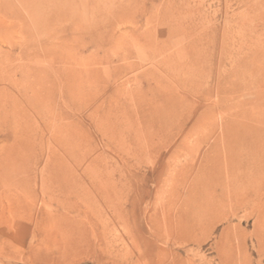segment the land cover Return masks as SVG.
Returning a JSON list of instances; mask_svg holds the SVG:
<instances>
[{"label": "rangeland", "instance_id": "obj_1", "mask_svg": "<svg viewBox=\"0 0 264 264\" xmlns=\"http://www.w3.org/2000/svg\"><path fill=\"white\" fill-rule=\"evenodd\" d=\"M0 264H264V0H0Z\"/></svg>", "mask_w": 264, "mask_h": 264}, {"label": "bare ground", "instance_id": "obj_2", "mask_svg": "<svg viewBox=\"0 0 264 264\" xmlns=\"http://www.w3.org/2000/svg\"><path fill=\"white\" fill-rule=\"evenodd\" d=\"M227 176V175H226ZM236 176V175H235ZM227 178V177H226ZM236 178V177H235ZM229 179L228 180V185H226L225 186V189H223L222 190V192L220 193V195H222L223 196V198L225 197L226 198V200L227 201H229L230 203H231V205H247V204H256V199H257V191H256V189H250V187H249V185H248V187L247 186H245V184L243 185H240L239 184V179ZM248 179V178H247ZM245 180V179H244ZM226 181V180H225ZM242 182V181H241ZM249 182V181H248ZM243 183H245V182H243ZM250 183H251V181H250ZM251 186V185H250ZM259 194V193H258ZM224 198V199H225ZM247 213V212H246ZM71 223V222H70ZM104 225V224H103ZM96 226V225H95ZM78 226L76 225V224H74V223H71V225H67L66 226V228L63 230V232H61V239H60V244H61V246H62V249L63 248H65V250L64 251H66V250H68V249H71V250H74V249H76V248H74L75 246L74 245H76V243H77V241H76V243H75V238H74V240L72 241V237H74L75 235H79V233H80V230L77 228ZM62 228H63V226H62ZM61 228V229H62ZM89 228V227H88ZM94 229V228H93ZM104 229V228H103ZM108 229V228H107ZM95 230V229H94ZM98 230V229H97ZM97 230H96V232H97ZM89 231V230H88ZM105 231V230H104ZM90 232H92V230L90 231ZM100 232H101V230H100ZM93 233V232H92ZM92 233H90V234H92ZM99 234V233H98ZM102 234V233H101ZM106 234V233H105ZM89 235V234H88ZM87 235V236H88ZM95 235V234H94ZM107 235V234H106ZM81 236H82V234H81ZM86 236V237H87ZM99 236V235H98ZM97 236V237H98ZM108 236V235H107ZM106 236V237H107ZM79 237V236H78ZM84 236H82V238H83ZM77 238V237H76ZM91 238V237H90ZM100 238V237H99ZM99 238H97V239H99ZM102 238H103V236H102ZM101 238V239H102ZM80 239V238H79ZM94 239V238H93ZM100 239V240H101ZM106 239V238H105ZM108 239V238H107ZM71 240V241H70ZM95 241H96V239H94ZM100 240H97V242H96V244L100 241ZM104 240V239H103ZM110 240V239H109ZM107 241V240H106ZM112 241V240H111ZM103 242H105V241H103ZM92 243V242H91ZM94 243V242H93ZM102 243V242H101ZM58 244V243H57ZM82 244V243H81ZM108 244V243H107ZM89 245V244H88ZM94 245V244H93ZM93 245L91 246V247H93ZM95 246V249H96V245H94ZM97 246H98V244H97ZM109 247H111V246H109ZM57 248V247H56ZM82 248V247H81ZM101 248V247H100ZM105 248H107V247H105ZM61 249V248H60ZM85 249V248H84ZM103 249V248H102ZM58 250H59V248H58ZM87 250V249H86ZM95 251V250H94ZM105 251V250H104ZM59 252V251H58ZM89 252V251H88ZM103 252V251H102ZM60 253V252H59ZM62 254H63V252H61ZM67 254H69V252H66ZM66 253H65V255H66ZM96 253V252H95ZM61 255V254H60Z\"/></svg>", "mask_w": 264, "mask_h": 264}]
</instances>
